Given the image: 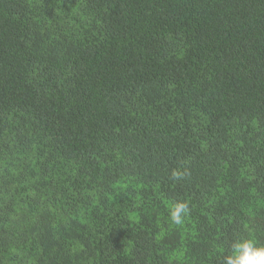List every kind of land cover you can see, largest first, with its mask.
Returning a JSON list of instances; mask_svg holds the SVG:
<instances>
[{"label":"trees","instance_id":"trees-1","mask_svg":"<svg viewBox=\"0 0 264 264\" xmlns=\"http://www.w3.org/2000/svg\"><path fill=\"white\" fill-rule=\"evenodd\" d=\"M238 236L264 245V0H0V264H223Z\"/></svg>","mask_w":264,"mask_h":264},{"label":"clouds","instance_id":"clouds-1","mask_svg":"<svg viewBox=\"0 0 264 264\" xmlns=\"http://www.w3.org/2000/svg\"><path fill=\"white\" fill-rule=\"evenodd\" d=\"M184 173L173 171L174 179L183 178ZM189 205L186 202H177L169 210V219L174 225H181L189 213ZM223 264H264V245H258L255 241L238 236L231 243L230 254L224 256Z\"/></svg>","mask_w":264,"mask_h":264}]
</instances>
